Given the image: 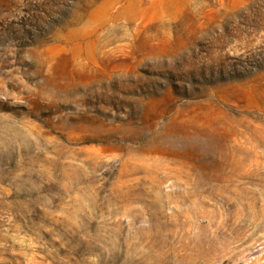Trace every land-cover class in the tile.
Listing matches in <instances>:
<instances>
[{"label": "rangeland", "instance_id": "1", "mask_svg": "<svg viewBox=\"0 0 264 264\" xmlns=\"http://www.w3.org/2000/svg\"><path fill=\"white\" fill-rule=\"evenodd\" d=\"M216 261L264 264V0H0V264Z\"/></svg>", "mask_w": 264, "mask_h": 264}, {"label": "bare ground", "instance_id": "2", "mask_svg": "<svg viewBox=\"0 0 264 264\" xmlns=\"http://www.w3.org/2000/svg\"><path fill=\"white\" fill-rule=\"evenodd\" d=\"M232 149V151H233V148H231ZM242 162H244V161H242ZM195 165V164H194ZM238 166H240V164H237ZM227 166H229V167H232V168H234V165H232V163H230V162H228V160L226 159L223 163H220V164H217V165H215L213 168H212V171L216 174V175H219V174H222L223 173V171H224V168L225 167H227ZM228 171V170H227ZM228 180V177H227V179L226 178H223V180ZM187 186V185H186ZM129 196V191L127 190V192L124 194V196H123V198H126V197H128ZM189 198V197H188ZM187 198V199H188ZM194 202V201H193ZM245 202V201H244ZM196 204H192V206H191V209H189V213L193 216V217H195L194 216V214L196 213V211H195V209H196V206H195ZM248 205H252V204H248ZM199 209V208H198ZM242 209V208H241ZM188 213V214H189ZM195 220H196V218H194ZM184 220V219H183ZM248 220V219H247ZM195 224H197V223H195ZM182 232V231H181ZM188 236V235H187ZM187 236H186V238H187ZM161 237H163V236H161ZM164 238V237H163ZM178 249V248H177ZM180 251V250H179ZM183 252V251H182Z\"/></svg>", "mask_w": 264, "mask_h": 264}, {"label": "built area", "instance_id": "3", "mask_svg": "<svg viewBox=\"0 0 264 264\" xmlns=\"http://www.w3.org/2000/svg\"><path fill=\"white\" fill-rule=\"evenodd\" d=\"M213 264H220L218 261L214 262Z\"/></svg>", "mask_w": 264, "mask_h": 264}]
</instances>
